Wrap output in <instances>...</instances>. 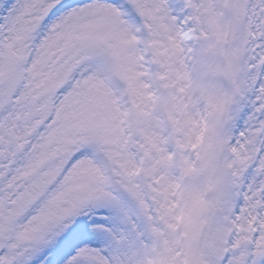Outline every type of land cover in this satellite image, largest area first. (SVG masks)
<instances>
[{
	"label": "snow or ice",
	"instance_id": "6c2138e0",
	"mask_svg": "<svg viewBox=\"0 0 264 264\" xmlns=\"http://www.w3.org/2000/svg\"><path fill=\"white\" fill-rule=\"evenodd\" d=\"M0 264H264V0H0Z\"/></svg>",
	"mask_w": 264,
	"mask_h": 264
}]
</instances>
